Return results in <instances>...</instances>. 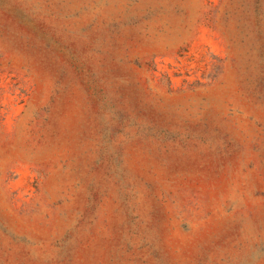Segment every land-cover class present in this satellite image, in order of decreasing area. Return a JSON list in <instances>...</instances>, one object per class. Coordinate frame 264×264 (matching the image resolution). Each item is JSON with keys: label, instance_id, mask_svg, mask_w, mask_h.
Masks as SVG:
<instances>
[{"label": "rangeland", "instance_id": "374dc122", "mask_svg": "<svg viewBox=\"0 0 264 264\" xmlns=\"http://www.w3.org/2000/svg\"><path fill=\"white\" fill-rule=\"evenodd\" d=\"M0 264H264V0H0Z\"/></svg>", "mask_w": 264, "mask_h": 264}]
</instances>
